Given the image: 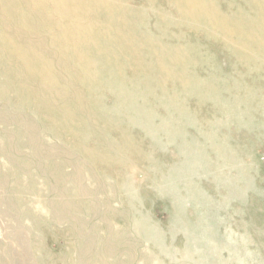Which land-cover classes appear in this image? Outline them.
Here are the masks:
<instances>
[{"label": "rangeland", "instance_id": "obj_1", "mask_svg": "<svg viewBox=\"0 0 264 264\" xmlns=\"http://www.w3.org/2000/svg\"><path fill=\"white\" fill-rule=\"evenodd\" d=\"M109 1L0 0V37L7 39L0 51H12L11 60L1 56L0 71L18 68L42 97L12 93L0 76V115L13 120L0 121V144L13 141L11 155L25 165L0 157V264H84L107 239L115 255L99 253L94 264H264V32L252 22L254 0H194L231 20L238 34L191 16L183 0ZM39 35L46 43L31 41V70L21 68L14 51L26 53L19 43ZM156 46L187 48L183 65L170 67L173 77L152 66ZM44 49L52 54L39 59ZM57 49L67 56L62 65ZM27 73L36 76L26 81ZM170 99L183 116L172 114ZM79 106L88 117H65ZM33 138L51 149L44 156L54 169L45 171L47 158L28 147ZM54 173L63 200L86 221V258L75 256L83 239L75 220L48 205ZM74 173L94 199L88 210L76 198Z\"/></svg>", "mask_w": 264, "mask_h": 264}, {"label": "bare ground", "instance_id": "obj_2", "mask_svg": "<svg viewBox=\"0 0 264 264\" xmlns=\"http://www.w3.org/2000/svg\"><path fill=\"white\" fill-rule=\"evenodd\" d=\"M98 1V5H102V6H104V7H110V4H112L109 0H104V1H99V0H97ZM184 1V4L186 5V7L189 9L188 11L190 12V15L191 16H193V17H207V18H209V20H210V23H211V25H214V26H217L218 28H220L221 30H224V32L227 34H230V33H239L238 31H233L232 30V28H231V24L233 23L231 20H228L225 16H223L222 14H219L218 12H216V11H214L211 7H208V6H210V5H208L207 3H200V6H197V5H195V2H194V0H183ZM86 2V1H85ZM124 4V3H123ZM85 5V4H84ZM87 7V6H86ZM215 7V6H214ZM253 7L256 9V13H257V16L255 17V19H252V22L254 23V21H255V23L260 27L261 26V31L262 32H264V1H261V0H254V2H253ZM136 9V8H135ZM87 10H89L88 8H87ZM137 10V9H136ZM109 11V10H108ZM130 11V10H129ZM135 11V10H134ZM132 11H130V13H131ZM111 13V12H110ZM236 14V13H235ZM159 15V14H158ZM234 15V14H233ZM125 17V16H124ZM128 18H130V17H128ZM124 19H127L126 17L124 18ZM236 19V18H235ZM136 20H139V19H136ZM129 22V21H128ZM139 22V21H138ZM166 22V21H165ZM132 23V22H131ZM236 24V23H235ZM235 24H233V25H235ZM237 24H239V23H237ZM122 25V24H121ZM128 26H130V25H128ZM135 26V25H134ZM133 25L131 26V27H134ZM125 28V27H124ZM123 28V29H124ZM137 28V27H136ZM238 28V27H237ZM126 29V28H125ZM239 30V29H238ZM251 30V29H250ZM240 31V30H239ZM80 32H82V31H80ZM121 33H123V32H121ZM143 33V32H142ZM141 33V34H142ZM256 33V32H255ZM126 34V33H125ZM134 34H136V33H134V30H129V32L127 33V37L130 35L131 37L132 36H134V37H136ZM140 34V35H141ZM122 35V34H121ZM146 35V34H145ZM144 35V36H145ZM223 35H225V34H223ZM139 36V35H138ZM143 36V35H142ZM259 36V35H258ZM125 37V36H124ZM127 37H125V38H127ZM37 38H39V40H38V42H42V43H37L38 44V46H41V45H44L45 43L43 42V40L42 39H40V35L38 36V37H36V36H33L29 41H26V40H22V42H20L19 44H23V45H21V47L22 48H24V49H27V51H26V53H23V51L22 50H17V53H16V51H14V56H15V58H16V55H18L21 59H19V61H20V63H21V66L23 65V67H21V68H23V69H30L31 70V68H30V62H31V58H33L32 56H36V55H34V48H35V46L34 45H32L30 42L31 41H36L37 40ZM122 38V37H121ZM251 38V37H250ZM262 38V37H261ZM138 39H139V37H138ZM146 39H148V37L146 38ZM3 40H7V39H4V38H1L0 37V42H2ZM251 40V39H250ZM140 41H141V39H140ZM149 41V40H148ZM147 41V44L148 45H150L149 44V42ZM234 41V40H233ZM126 42V41H125ZM240 42H241V40H240ZM248 42H249V40H248ZM263 42H264V40H263ZM25 43V44H24ZM154 43V42H153ZM256 43H258V42H256ZM104 44V43H103ZM250 44V43H249ZM264 44V43H263ZM0 45H2L1 43H0ZM105 45V44H104ZM183 47V46H182ZM248 47V46H247ZM106 49V48H105ZM131 49H133V47L131 48ZM263 50V49H262ZM191 51H192V49H191ZM191 51H190V53H191ZM30 52H33V53H31V54H29ZM133 52V51H132ZM0 53H1V55H0V58H1V56L2 57H7V59H9V60H11V55H12V51H9V50H7L6 52L4 51V50H1L0 51ZM187 53H189L188 51H187V48L185 49V50H181V52L177 49V47L176 48H171V49H168V48H166V46H163V47H158V46H156V47H152L151 49H150V54L152 55V57H160L159 59H157V62L155 61V62H153L152 63V66L154 67V68H156V69H164L165 71H164V73L165 74H170V76L171 77H173L174 76V72H176V70H174V69H171L170 70V67H172V68H179V61H181V64L183 65V62H184V60H185V58H186V56H188L189 54H187ZM37 54V56L39 57V59H41L42 57H44V56H47V57H50L49 55H51L52 54V52H49V51H47V49H44V51L43 52H38V53H36ZM6 55V56H5ZM54 55L56 56V58H57V60H58V64L59 65H62V63H63V60L67 57L66 56V53L63 51V50H54ZM133 55V54H132ZM135 55V54H134ZM185 55V56H184ZM129 56V55H128ZM114 60V59H113ZM132 61H133V59H131ZM256 61V60H255ZM133 63V62H132ZM135 63H136V61H135ZM148 64H150V63H148ZM185 64V63H184ZM129 67V66H128ZM155 69V70H156ZM183 69V68H182ZM6 73H4V72H2V71H0V76H2V78H4L5 79V81H6V79H8V82H9V84H10V86L13 88L12 89V91H10V92H14V90L19 94V90L20 89H23L24 90V92H25V96L27 95V97L29 96V94H31V97H32V99H34L35 100V98L36 97H38V98H40V99H42V97H41V93H40V91H38L37 92V89H31V88H29V87H27V83L26 82H24L23 80H22V78H20V77H18V72H17V70H18V68H16V69H14L13 67H7L6 66ZM115 70V69H114ZM182 72H185V70L184 71H182ZM180 73V72H179ZM35 74L34 73H27L26 74V81H29V80H32V79H34L35 78ZM120 76V75H119ZM117 77H118V75L116 74V73H113V74H111L110 75V80L112 81V83H113V86H117V87H120V82L119 81H117L116 79H117ZM175 77H180V79H179V84L181 83V85H182V87L184 88V85H185V80H183L184 78L182 77V74H180V75H178V76H175ZM174 77V78H175ZM183 79H182V78ZM187 78V77H186ZM11 79V80H10ZM48 80H50L53 84H55L54 83V81L48 76V78H47ZM13 81H14V86H13ZM111 81H110V83H111ZM208 81V80H207ZM12 82V83H11ZM37 81H35V83H36ZM187 82V81H186ZM192 82H193V80H192ZM209 82V81H208ZM23 85H22V84ZM47 83H48V85L49 86H52L51 85V83L49 82V81H47ZM189 83V82H188ZM211 83V82H210ZM203 86V85H202ZM201 86V87H202ZM19 87V88H18ZM209 87V86H208ZM214 87V86H213ZM37 88H39V86H37ZM186 90V89H185ZM194 90V89H193ZM4 91H6V90H4ZM195 92V91H194ZM197 92V91H196ZM199 92V91H198ZM200 93V92H199ZM196 94V93H195ZM194 94V95H195ZM21 95V94H20ZM0 96L2 97V98H5L6 97V95H5V93H3V90H1L0 91ZM201 96V95H200ZM22 97V96H21ZM73 103L72 104H74V103H77V94L75 93L73 96ZM95 97V96H94ZM117 98V97H116ZM52 99H55V96H53L52 95ZM23 100V99H22ZM199 100V99H198ZM202 102V101H201ZM35 105H37L36 103H34ZM169 106H170V110H172V114H179V115H181V116H183V112L181 111V110H183V109H181V108H179V107H177V105H176V102H175V100L174 99H170V102H169V104H168ZM30 106H32L31 104H30ZM218 107V106H217ZM219 108H221V107H219ZM89 109H83V107H80L79 106V108L78 109H76L74 112H69L68 110H65V112H66V116L65 117H67V118H78V117H85V116H89V111H88ZM219 110V109H218ZM103 112V111H102ZM51 112L50 111H48V114H50ZM142 115H143V113H142ZM149 114H146V116H148ZM1 116V115H0ZM3 116V115H2ZM0 117V121H3V120H6L5 122H7L8 123V121H13V120H7V118H5V117ZM59 118H61V117H59ZM62 118H63V115H62ZM110 118V117H109ZM52 121H51V120ZM97 119V118H96ZM238 120V119H237ZM46 121H51L50 122V124H51V126H52V129H51V131H53V127L55 128V130H58L61 126L60 125H58V123H59V120H54L52 117H50L49 115H48V118L46 119ZM99 122V121H98ZM207 123V122H206ZM206 123L205 122H201V124H205L206 125ZM200 124V125H201ZM60 126V127H59ZM59 127V128H58ZM94 128H96V127H94ZM206 137V140H208V142H213L214 140H213V138H212V136H210V135H208V136H205ZM19 138H17L16 140L17 141H19L18 140ZM3 140V142L0 144L2 147L0 148V157H2L7 163H8V165H10V167H14V165L13 164H15L16 163V165L20 168V169H23V170H25L24 168H25V165L24 164H21V163H19V161L20 160H17L16 159V156L14 157V155H11L13 152H14V150H13V141H9L8 139H2ZM20 144H22L21 142H19ZM26 143H27V145H28V147H30V148H32L33 149V151H34V154L35 155H37L39 158H41V156L42 157H44V158H47V160L46 159H42V163H43V167H44V169H45V171H50V170H52V169H54L55 167L51 164V161L48 159V152H49V150H51L50 148H48V147H45L42 143L43 142H41L40 140H38V139H36V138H33V139H28V140H26ZM226 147V146H225ZM225 147H223V148H225ZM219 150V153H221V149H218ZM218 150H217V148H214V152H218ZM45 154H48V155H46V156H44ZM51 156H49V158H50ZM103 156H100V157H96V158H98V160L101 162V164H103V163H106V161H105V158H102ZM222 158V157H221ZM223 161V160H222ZM45 162V163H44ZM229 163V162H228ZM187 167V166H186ZM231 167V166H230ZM30 170H32L31 169V167L29 168ZM40 169H42L41 167L39 168L38 167V169L37 168H34V170H40ZM26 170H28V168H26ZM28 172H29V170H28ZM77 172V170L75 171V173ZM75 173H74V180H72V184H74V182H75V179H78V183H77V188H76V198H78V197H80L82 200L81 201H79L80 202V205L82 206L83 205V207H81V208H83L82 210H88L87 208L89 207V205H90V203L91 202H89L90 200H93L94 201V199H93V197H92V195H91V193H89V191L87 190V189H85L84 188V186H83V184L82 185H80V183H79V179L80 178H77L76 177V175H75ZM239 178L241 177L242 178V174H241V171L239 172ZM0 175H3L1 172H0ZM170 175V174H169ZM245 175V174H244ZM54 176H56V177H52L53 178V180H52V183H53V185L50 187V188H52L53 189V191H52V193L54 192L55 193V195L56 196H54L53 198H52V200L51 201H49V206H50V209H52V210H54L56 213H52L53 215H58V216H60V219H62L63 217H62V214H64L67 218H69V219H73V220H75V224L76 225H78V229H76V231H77V235L78 236H80L81 238H83L82 239V241H81V243H80V246L78 247H76L75 248V250L76 251H78L77 253H76V255L75 256H77V257H81V258H86L87 257V253H88V251H89V249H91L92 248V242L90 241V240H88L87 238H85L84 236H85V234H86V230H87V227H86V221H85V219L84 218H82V217H79V216H76L75 214H74V208L73 207H69V203L66 201V200H63V195H64V192H65V189L61 186V184H60V179L58 178L59 177V175H58V173H54ZM89 176V175H88ZM68 177V176H67ZM88 178V177H87ZM221 178V177H220ZM7 182H8V178H5V179H3V184L4 185H6L7 184ZM93 183V182H92ZM94 185H96V183H94ZM123 183H121V188H123ZM99 188H101L100 186H98ZM67 191V194H68V190H66ZM168 193V192H167ZM16 194V193H15ZM37 194H35L34 195V197L36 196ZM164 195V194H163ZM169 195V194H168ZM155 196V195H154ZM170 196V195H169ZM8 200H9V202H12V198H9L8 197ZM90 209V208H89ZM78 211H79V213H81L80 212V208L78 207ZM83 212V211H82ZM18 216L19 217H22L23 216V214H18ZM104 217V216H103ZM66 219V218H65ZM103 222H104V219H103ZM139 223V222H138ZM139 226H140V229H141V231H142V228H141V225L139 224ZM92 228H94V227H92ZM109 229V228H108ZM89 232V231H88ZM75 233V232H74ZM20 239H22L21 238V236L20 235H15L14 236V242L15 243H18L19 241H20ZM112 239V238H111ZM101 244V243H100ZM101 246H103V247H100V249H98V251H97V253H96V256H93V259H90L89 260V258H86V260L83 262L84 264H94L95 263V258L97 257V259H98V256H100L99 255V253L100 254H110L111 256L112 255H115V251H114V246L113 245H111L110 244V242L108 241V239H107V241L105 242V243H103ZM74 250V251H75ZM100 250H101V252H100ZM71 256L70 257H66V259L69 261L70 259H71V257H72V255H73V253L71 252V254H70ZM95 257V258H94Z\"/></svg>", "mask_w": 264, "mask_h": 264}]
</instances>
